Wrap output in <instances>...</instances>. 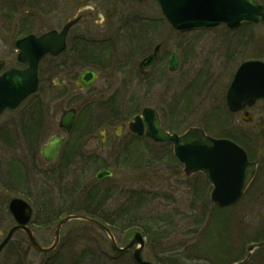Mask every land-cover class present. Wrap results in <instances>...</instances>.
<instances>
[{
	"label": "rangeland",
	"instance_id": "obj_1",
	"mask_svg": "<svg viewBox=\"0 0 264 264\" xmlns=\"http://www.w3.org/2000/svg\"><path fill=\"white\" fill-rule=\"evenodd\" d=\"M257 1L264 6V0ZM87 7H95L102 18L89 14ZM79 14L83 16L71 31L81 40L68 41L66 51L56 58L46 56L38 91L0 114V242L17 224L7 204L19 196L33 206L29 227L43 248L52 243L63 217L91 213V219L108 226L117 247L141 231L142 257L154 264L243 260L247 245L264 241V99L247 109L251 121L244 122L241 112L227 109L225 94L242 62H264V20L233 28L219 23L176 29L166 22L156 0H0V58L5 67L19 65L15 41L21 35L59 28ZM156 44L157 61L147 66L143 78L137 65ZM73 46L84 63L110 61L88 92L73 84L81 71L70 67L81 59L71 56ZM171 51L178 56L175 71L167 68ZM59 76L69 85L55 84ZM33 102L41 104L32 106L38 113L34 117H47L51 123L45 133L27 118ZM100 104L111 108L109 117L99 110ZM145 105L157 110L169 133L199 127L213 138H229L245 147L257 169L242 197L216 207L204 175H186L171 143L130 133L128 121ZM83 106L77 117L81 125L66 134L60 146L66 167L56 164L59 159L44 164L39 148L52 132L60 131L62 109ZM103 125L108 136L101 153L98 129ZM117 125H122L119 135ZM7 130L8 141L3 136ZM30 132L39 133L33 145ZM101 169L113 175L97 180L95 173ZM27 238L18 229L0 252V264H136L133 248L115 252L109 235L84 218L60 226L51 252L35 250ZM242 264H264V246L253 249Z\"/></svg>",
	"mask_w": 264,
	"mask_h": 264
},
{
	"label": "water",
	"instance_id": "obj_2",
	"mask_svg": "<svg viewBox=\"0 0 264 264\" xmlns=\"http://www.w3.org/2000/svg\"><path fill=\"white\" fill-rule=\"evenodd\" d=\"M157 1L163 15L177 29L215 26L220 22L233 27L245 21L258 22L264 19V6L254 0ZM69 25L70 23L59 34L50 32L40 37L28 36L16 42L19 48L18 60L26 62L27 67L23 70L9 69L0 75V112L4 107H16L25 96L35 91L38 60L46 52L56 54L64 48V37ZM153 59L154 55H149L143 60L141 67L148 65ZM175 67L176 59L171 54L169 68L175 69ZM93 77V72L86 71L77 82L84 87L92 81ZM259 98H264V62L259 60L243 62L238 67L227 91V104L230 109L238 110L246 105L251 106ZM142 116L135 117L134 122L130 123L131 130L137 129L139 133L145 132L156 142H172L174 155L184 165V172L189 175L200 171L212 185L210 201L215 206L223 207L240 198L255 170L254 163L247 161L246 154L240 147L226 139L211 138L197 127L189 128L181 135H170L160 128L158 117L155 111L150 108L143 109ZM66 120L64 118L63 123ZM57 146L58 144H52L44 147L42 149L43 157L52 160ZM107 174L109 175L108 172L102 171L97 174V178ZM9 209L18 225L10 229L7 236L0 243V250L9 240L13 231L21 228L26 232L28 240L35 249L48 252L57 244L60 226L71 218H64L56 224L53 244L48 248H42L25 226L30 218L29 206L20 199H12ZM86 219L108 232L100 223L92 219ZM110 239L111 247L115 251L126 250L134 243H138L139 247L135 248L133 252L135 261L138 264H151L141 257L143 239L139 233H135L123 248H118L115 245L111 235ZM262 245H264V241L251 244L247 247V251L249 252L255 246Z\"/></svg>",
	"mask_w": 264,
	"mask_h": 264
},
{
	"label": "flooded vegetation",
	"instance_id": "obj_3",
	"mask_svg": "<svg viewBox=\"0 0 264 264\" xmlns=\"http://www.w3.org/2000/svg\"><path fill=\"white\" fill-rule=\"evenodd\" d=\"M96 8L95 7H89V14L90 13H98V12H96ZM83 16V15H82ZM102 18V17H101ZM76 25V24H75ZM74 25V26H75ZM73 26V27H74ZM72 27V28H73ZM61 27H59V28H53V29H60ZM72 28L71 29H69V31H68V34H67V39H71V40H81L80 38H81V35H75V33H73V31H71L72 30ZM143 58V57H142ZM157 61V57H156V60H155V62ZM71 66V65H70ZM54 67V66H53ZM99 67H101V68H103V66H101V65H99ZM99 67H97V68H91V69H93V70H95L96 72H97V76H98V72H99V70L100 71H102ZM149 71V70H148ZM148 71H147V73L144 75V76H142L143 78L144 77H146V75L148 74ZM141 76V75H140ZM66 82V84L67 85H69V83H68V81H65ZM95 83H96V81L94 82V84H92L90 87H88L86 90H85V92H88V90L89 89H91V88H93V86L95 85ZM75 86H77L75 83H73ZM109 100V99H108ZM59 105V104H58ZM61 105V104H60ZM85 105V104H84ZM66 108V107H65ZM76 109V112H77V114H76V116H75V121H74V123H73V127H72V129H75V128H77L78 126H80L81 124V122H79V121H77V117L79 118V116L80 115H82V113L84 112V106L82 107V108H75ZM99 110H104V112H105V115H106V117H109V115H111V113H109V111L111 112V108L110 107H105L103 104H100V106H99ZM135 114H137V113H135ZM135 114H133L132 115V117L135 115ZM117 117V116H116ZM47 117H37V120H36V123L34 124V126L37 128V130L39 129L40 130V132L41 131H43L44 133H45V131H48L49 130V128H50V126H51V123H50V126L48 125V123H47V119H46ZM60 118V117H59ZM53 120H51V122H52ZM58 126H59V124H58ZM104 126V125H103ZM101 126L100 127V129H98V133H100V131L102 130L103 131V133H102V135L101 134H99L100 135V140H99V143L101 144L100 145V151L99 152H103V150H104V148H105V145H106V139H107V136H108V133H107V131H106V126ZM94 128H98L97 127V125H95V126H93ZM116 127H120V129L122 128V125H117ZM58 129L60 130V131H63L61 128H59L58 127ZM72 129L68 132V133H70L71 131H72ZM59 131V132H60ZM58 132V133H59ZM82 132V131H81ZM86 132V131H85ZM89 132V131H88ZM47 133V132H46ZM52 133H56V132H52ZM67 133V134H68ZM90 138L91 139H93L94 140V144L96 145L97 144V139H96V137H94V135H90ZM103 138H104V141H102L103 140ZM65 140V139H64ZM64 142V141H63ZM37 154H38V151H37ZM67 158V157H66ZM59 159V161L56 163V164H59L61 167H66V164L65 163H67V162H64V160H63V157L61 156V150L59 149V152H58V157H57V159H56V161ZM63 160V161H62ZM55 161V162H56ZM11 163H14V164H16L17 165V163H15L14 161H11ZM44 164H46L45 162H43Z\"/></svg>",
	"mask_w": 264,
	"mask_h": 264
},
{
	"label": "trees",
	"instance_id": "obj_4",
	"mask_svg": "<svg viewBox=\"0 0 264 264\" xmlns=\"http://www.w3.org/2000/svg\"><path fill=\"white\" fill-rule=\"evenodd\" d=\"M89 215H93V214L89 213ZM98 217H100V216H98Z\"/></svg>",
	"mask_w": 264,
	"mask_h": 264
}]
</instances>
